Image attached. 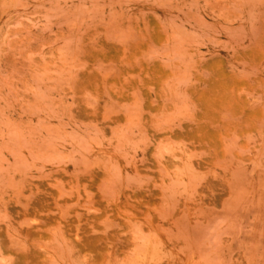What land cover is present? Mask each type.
Instances as JSON below:
<instances>
[{
	"label": "rangeland",
	"instance_id": "rangeland-1",
	"mask_svg": "<svg viewBox=\"0 0 264 264\" xmlns=\"http://www.w3.org/2000/svg\"><path fill=\"white\" fill-rule=\"evenodd\" d=\"M0 264H264V0H0Z\"/></svg>",
	"mask_w": 264,
	"mask_h": 264
}]
</instances>
